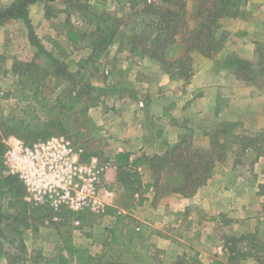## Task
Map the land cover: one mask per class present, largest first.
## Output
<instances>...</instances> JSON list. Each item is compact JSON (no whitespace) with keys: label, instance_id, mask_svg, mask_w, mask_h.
Masks as SVG:
<instances>
[{"label":"trees","instance_id":"1","mask_svg":"<svg viewBox=\"0 0 264 264\" xmlns=\"http://www.w3.org/2000/svg\"><path fill=\"white\" fill-rule=\"evenodd\" d=\"M55 1L65 4L63 10L67 14L69 6L75 4L93 24V28L89 31L70 26L68 19L63 24L66 44L69 47L76 48L81 43H86L90 48L89 56L85 58L86 60L78 62V69L74 73L68 70L65 62L69 55L65 45L58 39H52L51 50H46L35 35L29 18L28 8L31 4L43 3L44 16L48 18L51 14L50 4ZM115 1L121 11L126 5L130 10L139 6L135 11L136 16L130 23L119 26V23L111 21L104 11L96 14L85 10L88 6L81 4L79 0H12L10 4L0 7V25L21 19L27 27L28 39L36 48V54H44L54 68L50 78H47L48 69H44L46 75L44 82H51L53 79V84L46 93L45 89H42L43 86L33 79L38 76L34 71L38 70L34 61H30L24 67L16 64L14 73L17 72L18 67L24 71L20 73V83L23 85L15 86L4 96V99L15 100V105L18 107L17 115L5 117L0 121V199L10 192L9 205L16 204L26 208L28 204L23 199L24 195L18 191L23 190V187L16 177L3 174L5 170L1 161L5 149L3 139L16 136L31 143L36 138L53 135L55 131L66 134L68 130L83 139L86 138L87 132L94 129L92 121L87 116L88 108L95 106L99 101V95L92 94L97 88L87 80L88 66L102 57L110 45L116 42L120 47H127V51L133 56L147 58L157 63L170 79H179L187 83L194 72L191 53L198 52L204 57H211L217 53L227 37L221 21L225 18L242 16V7L245 4V0H193L194 24L190 26L186 18L185 0H158V3L151 0ZM98 17L101 19L99 20ZM255 55L256 66L259 69L257 74H261L264 72V43H257ZM225 64L233 70L237 78L243 81H252L256 74L251 69L254 64L235 55L228 56ZM17 74L19 75L18 72ZM60 75L75 83L72 82V86L67 90L61 89L56 94L55 90L64 85ZM48 94L55 95L50 99L47 97ZM42 115L45 117L42 118ZM67 115L72 116L70 120L65 118ZM34 117L36 120H33ZM74 123H79V127ZM190 135V129L185 128L178 140L174 143H166L160 153L151 155L142 153L131 161L134 166L143 165L149 169L150 182L144 186L143 191L152 189L153 205L160 197L170 193L185 197L192 196L210 178L215 163L225 160L228 150L233 145H238L242 152L246 147H252L255 158L259 155L264 156V145L257 144L253 137L233 133L230 124H223L217 129L209 137L207 147L194 146ZM81 149V160H88L93 155L89 147H81ZM115 162L116 180L123 184L124 189L131 188L140 192V180L136 172L122 167L129 164L128 154H118ZM130 181L134 184L129 187L126 184ZM13 184H17L18 187L15 188ZM259 188L264 196V183ZM141 202L140 197L132 205H140ZM41 210L49 211L43 207L33 211ZM105 214L113 215L115 220L107 229L110 240L99 253H92L88 247L77 244L70 236V232L64 231V240L62 246L58 248L57 256L35 257L33 264H160L154 263L150 254L151 244L145 241V234L148 231L146 225H135L126 221L125 216L117 213V209L112 207H107ZM56 215L67 221L72 219V216L66 212H59ZM79 216L82 222L91 218L90 214ZM157 234L160 235V232ZM0 235L2 236L1 231ZM225 245L228 251L227 264L246 259L264 264V243L258 241L251 233L228 236ZM171 264L201 263L196 255L182 253L177 255ZM215 264L224 263L215 261Z\"/></svg>","mask_w":264,"mask_h":264},{"label":"rangeland","instance_id":"2","mask_svg":"<svg viewBox=\"0 0 264 264\" xmlns=\"http://www.w3.org/2000/svg\"><path fill=\"white\" fill-rule=\"evenodd\" d=\"M2 1L3 0H0V7H2ZM151 1L157 2L158 0ZM79 2L87 5L89 8L86 7L85 10L87 9L92 13L99 14L103 11L106 12L111 18V21L119 23V26L130 23L136 16L135 11L139 7L130 10L126 5V9L121 11L115 0H79ZM185 2L186 18L188 24L192 26L194 24L192 19L193 0H185ZM50 6L51 14L48 18H44L43 16V3L38 2L28 8V14L32 16V18L30 17V21H32L31 25L33 31L43 47L48 51L51 50L50 44L52 39H58L65 45L67 48L66 50L69 52L65 62L67 63L68 70L74 73L78 69V62L86 60L85 58L89 56L90 48L86 43H81L76 48L69 47V45L66 44L63 24L68 19L70 26L86 29L87 31L93 28V24L88 21L83 12L76 8L75 4L69 6L68 14L63 10L65 4L60 1H55L51 3ZM242 8L244 9L242 14L243 17H239L251 20L252 11H261V4H247V0H245V4ZM39 15H42V17H39ZM98 19L100 20L101 18L98 17ZM225 19L221 21L222 29ZM19 25H23L24 33L20 32L21 28ZM0 30L2 31L0 32V121H2L5 117H14L18 114V107L15 105V100L4 99V96L15 86L23 85L20 83V73L24 71L18 67L17 72L19 75L17 72L14 73L13 70L15 65L18 64V66L24 67L25 64L34 61V65L38 67V70L34 71H36V75L38 76L33 79L43 86L42 89H45L46 93L49 92L53 84V79L51 82H44L46 78L44 69H48L49 74L47 78H50L51 74L54 73V68L44 54H36V48L28 39L27 27L21 19H14L0 25ZM224 31L227 33L225 44L229 38V32L225 29ZM224 44L222 48L225 46ZM228 56H230V54H227L221 59L222 61L219 60L220 64L226 65L225 61ZM102 57L103 60H94L93 64L88 66L89 72L87 74V80L93 86L94 82H105L107 74L104 71L108 68L110 69L114 63L118 61L119 58L117 57L135 56L127 51V47H120L114 42L108 47ZM112 57H115V59L113 60ZM120 60H122V58H120ZM256 60L255 55V59L246 61L254 64L251 69L257 74L259 73V69L256 66ZM137 66L139 67L140 65ZM256 74L253 80L249 82L254 84L263 83L264 72ZM60 76L64 81V85L55 90L56 94H58L61 89L67 90L69 86H72V82L75 83L74 81L68 80V78L65 79L62 75ZM94 87H96L97 90L93 91L92 94H98L100 96L102 94L101 89H99L98 86ZM54 95L55 94H48L47 97L52 99ZM38 112L40 113V109H38ZM77 115H79V113H77ZM44 117L45 116L42 115V118ZM70 117L72 116H65L67 120H70ZM233 118L237 120L220 121L208 135V140L223 124H230L233 133L246 137H253L256 139L257 144L264 145L263 127H258L259 129H257L252 128L251 125L248 128L240 125L241 122L239 119L247 121V118H252V114L241 113ZM33 120H36V118L34 117ZM74 124L79 127V123ZM191 124L194 125V120L190 122L186 119L182 127L183 130L185 128L190 129V137L194 146L207 147L209 141H201L198 137L199 134L190 127ZM5 129H7V127H5ZM250 129L253 130L251 131ZM247 130L248 132H246ZM53 134L63 136L73 144L82 148L89 147L91 150L94 149L98 143V141L93 139L90 141L85 140L70 130H68L66 134H61L56 131L53 132ZM6 139L4 138L3 141ZM37 139L40 138H36V140ZM249 148L252 149V147H246V151L242 152L238 145H233L228 150L225 160L215 163L210 178H208L205 184L200 186L192 196L185 197L170 193L157 200L155 203L156 205L166 197H173V200H171L172 202L170 201L168 205H174L175 199L179 196L190 199L195 194H198L197 198H199V189L208 186L210 182H214L219 186L230 185L234 188H229L223 192L225 193L221 196L223 204H221L219 208L204 206L200 202L202 200L201 198L200 201L193 199L185 202L181 212L167 215L165 218L159 216V214H155V218L151 221V227L146 225L148 231L145 234V241L151 244L150 254H152L154 263L171 264L177 255L188 253L196 255L201 264H215V261L227 264L226 258L228 256V251L225 245L226 237L241 236L251 233L258 241L264 243V196L261 194L259 188V186L264 183V167L263 162H259L256 167L254 162L251 163L254 161L255 156L252 151L245 153L247 150L250 151ZM250 163L253 164V168L250 167ZM225 171H227V173ZM3 174L7 175L5 172H3ZM16 185L17 184H13L15 188L18 187ZM245 185H247V188H245ZM14 190L13 188V191ZM18 191L20 194L24 195L22 189ZM9 199L10 192H7L0 199V231L2 232V236L0 235V264H33L35 257L43 256L50 258L57 256L58 248L62 246L64 240V231L70 232V236L74 242L81 246L88 247L93 251H96L98 248L103 250L110 240V235L106 227L111 226L112 222H106L99 219V217L91 216L90 219L76 226L73 224L71 218L67 221L56 215V218L53 219L54 213L51 211H33L40 207H31L27 205L26 208H23L16 204L9 205ZM123 201H125V198ZM132 203L133 200L126 202L128 206ZM122 216H125L126 221L137 225L142 224V218L147 217L148 214L135 213L134 215H130L126 213ZM113 220H115V217ZM243 229L249 230L241 232ZM157 232H160V235H158ZM154 236H156L155 238H157V240L153 243L151 238L153 239ZM229 264H257V262L253 259H246Z\"/></svg>","mask_w":264,"mask_h":264},{"label":"crops","instance_id":"3","mask_svg":"<svg viewBox=\"0 0 264 264\" xmlns=\"http://www.w3.org/2000/svg\"><path fill=\"white\" fill-rule=\"evenodd\" d=\"M11 1L3 0L1 5L6 6ZM248 3L261 4V11H252L251 20L242 18L243 16L225 19L223 29L229 32L225 46L211 57L192 52L194 72L187 83L179 79H170L157 63L138 57H117L118 61L104 71L107 74L105 82L93 83L101 89L102 94L98 103L88 108L87 116L92 121L94 129L87 132L84 139L98 141L96 147L92 149V156L107 165L103 185L115 192L113 203L109 207L117 209L120 215L147 213L148 216L142 218V224L151 227L155 214L165 218L167 215L179 213L183 210V204L193 199L200 201L202 198L200 202L204 206L219 208L223 204L221 201L222 194H225L223 192L229 188L234 189L230 185L224 187L210 182L208 186L199 189V198L198 194L190 199L177 195L179 197L175 199L174 205H168L173 197H166L157 205H152V189L143 191L144 186L150 182V171L143 165H132L131 161L142 153L146 155L160 153L166 143L176 142L183 132L182 126L186 119L190 122L194 120V125L191 124L190 127L199 134L198 137L203 142L208 141V135L220 121H233L236 119L233 117L241 113L252 114V118H247V121L239 119L243 127L248 128L251 125L252 128H264V81L254 84L240 80L233 70L219 62L227 54L248 61L253 60L256 44L264 43V0H247ZM243 10L242 8V12ZM29 15V18H32L31 14ZM19 27L20 32L24 33L23 25ZM100 60H103V57L98 59ZM251 151L253 152L250 149L245 153ZM120 153L128 154L129 164L122 167L136 172L140 180V192L131 188L126 190L123 184L116 180L115 158ZM253 162L255 167L259 162H263L264 167V156H257L251 163ZM251 163L249 165L253 168ZM133 184L134 182L130 181L126 185L130 187ZM140 197L141 204L133 206L132 204ZM124 198L126 202L133 200V203L128 206L123 201ZM99 219L113 222L114 216L104 214ZM246 230L249 229H243L241 232ZM155 237L151 238L153 243L157 240ZM89 250L92 253L101 251L100 248L96 251L90 248Z\"/></svg>","mask_w":264,"mask_h":264},{"label":"built area","instance_id":"4","mask_svg":"<svg viewBox=\"0 0 264 264\" xmlns=\"http://www.w3.org/2000/svg\"><path fill=\"white\" fill-rule=\"evenodd\" d=\"M4 143V172L22 185L29 206L47 208L53 219L66 212L78 226L79 215L100 217L112 205L115 192L103 185L107 165L95 156L81 160V147L67 138L53 134L27 143L9 136Z\"/></svg>","mask_w":264,"mask_h":264}]
</instances>
